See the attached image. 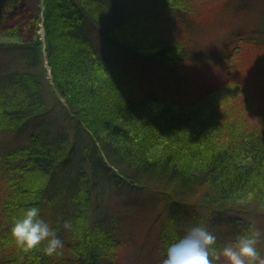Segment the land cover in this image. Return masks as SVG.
Instances as JSON below:
<instances>
[{"label":"trees","instance_id":"obj_1","mask_svg":"<svg viewBox=\"0 0 264 264\" xmlns=\"http://www.w3.org/2000/svg\"><path fill=\"white\" fill-rule=\"evenodd\" d=\"M154 1L143 9L128 0H38L33 21L25 0H0V130L19 132L46 113V86L64 109L61 124L48 123L26 143H0V264H122L127 217L101 213L107 190L118 188L162 198L161 205L147 201L157 230L145 241L155 243L157 264L197 224L218 247L258 231L264 255V123L251 126L236 105L212 107L223 88L246 78L224 49L227 55L210 57L220 77L196 88L185 68L204 66L196 47L201 19L189 15L187 0ZM243 5L255 32L228 35L225 44L233 38V53L250 46L264 58V0ZM122 54L168 67L169 79L118 64ZM31 206L63 241L57 254H45L46 242L25 252L12 238L14 219Z\"/></svg>","mask_w":264,"mask_h":264},{"label":"rangeland","instance_id":"obj_2","mask_svg":"<svg viewBox=\"0 0 264 264\" xmlns=\"http://www.w3.org/2000/svg\"><path fill=\"white\" fill-rule=\"evenodd\" d=\"M25 2L27 7L31 9L30 18H32L34 21L36 17L35 9H37L39 6V2L38 0H25ZM128 2H131L133 7H140L143 9H150L156 6L154 0H128ZM177 3H179V5H183L184 1L178 0ZM187 3L191 9L193 8V11L189 15L197 16L199 19H201V24L198 30L199 33L198 35L196 34V36H198L196 37L198 39L196 42V47L198 50L204 53V59L202 62L204 63V66L201 67L196 65L193 67L192 64L187 65L185 68V73H188L192 77L193 81L196 82V88H201L202 84L206 86L208 82L214 83L220 77V74L212 72V59L210 57L214 59L219 58L220 55H227L224 49H227L228 53L232 52L228 54V58L239 63V66L234 69L235 72L241 71L243 73L242 78L244 77L246 79L243 81L241 80V82L237 81L235 84L228 85L227 87L223 88V91L220 92V96L214 102H212V107H218L219 110L229 111V109L233 110L232 108L236 105L237 109L234 110L236 112L237 110H244L246 112L245 115L248 117V122H251V126L256 125V123L258 127H261L260 125L263 126L264 58H261L259 52L254 53L253 48L250 46L245 47L239 51V53H233V50L231 49V46L234 45L233 38L228 39L227 43L225 44V38L228 35L232 36L234 34L240 33L241 30L246 29L247 32L248 29L255 28L257 25L255 20L253 21L255 23L254 24L252 19L249 18L252 15H245L240 12V9H242L241 4H244L243 6L251 5L252 7H258L261 3V0H187ZM161 9L165 10L164 12H166L168 16L175 15L174 10L171 8H166L164 6ZM19 11L20 9L18 7L15 8L14 6L13 9L11 8V12H13V14H17ZM253 17L255 18L256 16ZM38 24H35L37 33L39 32ZM243 32H245V30ZM233 49H236V46H234ZM110 55H112L111 52ZM116 56L117 59H115V61L118 64L132 68L136 72H142L143 74L151 75L153 77L158 76L157 78H160L161 76L162 78L165 77L166 79H163V81H167L169 79L170 72L168 67L165 69L162 67V65L148 63L147 61H135L124 56L123 54ZM221 58L223 57L221 56ZM213 62L215 63V60H213ZM172 67L177 68L178 71L184 69V67L180 65H173ZM195 72L197 77H193L192 75ZM240 83L242 84L240 85ZM245 88L249 91V95L244 92V90L246 91ZM45 92L48 95L47 112L27 120L21 126V130L19 132L0 130L1 146L14 147L24 144L29 140V135L32 132L41 130L50 122L55 121V124L58 125L64 121L62 118L64 109H62L63 105L61 100H58L47 86ZM228 93L231 96L226 97ZM244 96H247L248 100L251 102L249 108L248 102H245ZM92 120L94 122L93 118ZM65 122L68 123V121ZM53 129L55 130L56 127L54 126ZM127 189L118 188V190L115 191L107 190L108 193L106 195L109 196L103 197L102 200V217L110 220V213L116 217L118 216L120 219H122V217H127V222L121 230L123 233H127L125 237V243L120 245L118 249L122 264H157L158 256L157 254L153 253V247L155 243L153 241H145V239H147L146 235L148 233L157 230V225L153 224V215L148 209L149 203L147 201H151L154 204L158 202L161 205L163 203L161 200L162 198L149 194L138 195L139 193L137 194L135 192L129 193V195L126 196L124 193L128 191ZM126 197L130 198L131 201L133 200L131 205L130 203L127 204L125 201H123V199ZM113 203L122 205H120L117 210L110 211V205H113ZM97 214L100 216L99 213ZM103 218L102 220H105ZM129 219H131L130 222L128 221ZM97 235H100V233L97 232ZM128 235L129 238L131 237L134 239L129 240ZM95 242H97L98 245L102 243L99 236H96ZM69 250V253L66 254V256H71L73 254L74 250Z\"/></svg>","mask_w":264,"mask_h":264},{"label":"clouds","instance_id":"obj_3","mask_svg":"<svg viewBox=\"0 0 264 264\" xmlns=\"http://www.w3.org/2000/svg\"><path fill=\"white\" fill-rule=\"evenodd\" d=\"M70 229L71 224L64 222ZM11 236L17 247L27 252L46 242V255L57 254L64 247L56 230L42 218L40 209L31 206L16 217L11 226ZM260 233H241L234 240L217 246V237L208 228L193 225L166 249L162 264H264L259 250Z\"/></svg>","mask_w":264,"mask_h":264}]
</instances>
